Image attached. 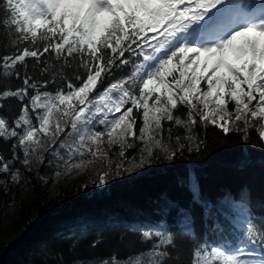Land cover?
I'll list each match as a JSON object with an SVG mask.
<instances>
[{
    "label": "snow or ice",
    "instance_id": "obj_1",
    "mask_svg": "<svg viewBox=\"0 0 264 264\" xmlns=\"http://www.w3.org/2000/svg\"><path fill=\"white\" fill-rule=\"evenodd\" d=\"M89 169L172 175L132 218L66 222L40 264H264V0H0V206Z\"/></svg>",
    "mask_w": 264,
    "mask_h": 264
},
{
    "label": "trees",
    "instance_id": "obj_2",
    "mask_svg": "<svg viewBox=\"0 0 264 264\" xmlns=\"http://www.w3.org/2000/svg\"><path fill=\"white\" fill-rule=\"evenodd\" d=\"M228 159L227 154L217 157L215 167ZM225 172L224 181L234 182L235 178L226 169ZM171 175L168 171L153 170L127 183L115 180L106 190L92 186L96 172L86 184L68 176L54 189L42 188L32 194L26 203L17 206L16 212L5 213L0 206V264H26L30 258L40 264L38 253L42 244L56 239L57 232L66 226V222L78 216L85 215L98 221H105L113 214L132 218L138 208H146L150 199L168 186ZM82 185H88L87 192L77 191ZM101 228L107 241L98 251H110L116 245L121 229L106 223L101 224Z\"/></svg>",
    "mask_w": 264,
    "mask_h": 264
},
{
    "label": "rangeland",
    "instance_id": "obj_3",
    "mask_svg": "<svg viewBox=\"0 0 264 264\" xmlns=\"http://www.w3.org/2000/svg\"><path fill=\"white\" fill-rule=\"evenodd\" d=\"M94 171H92L91 169H89L87 172L84 173H73L72 175H70V177H72L73 180H80L83 184H86V182L93 177L94 175ZM78 178V179H77Z\"/></svg>",
    "mask_w": 264,
    "mask_h": 264
}]
</instances>
